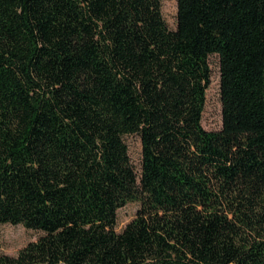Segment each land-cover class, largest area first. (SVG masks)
<instances>
[{"label":"trees","instance_id":"obj_1","mask_svg":"<svg viewBox=\"0 0 264 264\" xmlns=\"http://www.w3.org/2000/svg\"><path fill=\"white\" fill-rule=\"evenodd\" d=\"M0 224L41 233L0 264H264V0H0Z\"/></svg>","mask_w":264,"mask_h":264},{"label":"rangeland","instance_id":"obj_2","mask_svg":"<svg viewBox=\"0 0 264 264\" xmlns=\"http://www.w3.org/2000/svg\"><path fill=\"white\" fill-rule=\"evenodd\" d=\"M161 14L167 27L174 29L176 24V0H160ZM211 83L206 91V104L202 115V126L209 131H216L221 126V108L219 100L218 62L215 56L209 58ZM130 159L136 170L139 169L140 144L136 137L126 139ZM138 208L135 202H128L117 210L114 230L119 232L134 217ZM40 232L25 229L21 225L0 224V254L15 256L20 249L30 242H35Z\"/></svg>","mask_w":264,"mask_h":264}]
</instances>
